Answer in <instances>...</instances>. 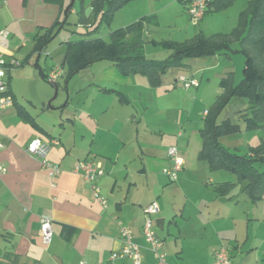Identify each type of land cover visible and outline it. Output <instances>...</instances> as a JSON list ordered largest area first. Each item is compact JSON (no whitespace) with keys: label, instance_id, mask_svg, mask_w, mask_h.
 Wrapping results in <instances>:
<instances>
[{"label":"crops","instance_id":"obj_1","mask_svg":"<svg viewBox=\"0 0 264 264\" xmlns=\"http://www.w3.org/2000/svg\"><path fill=\"white\" fill-rule=\"evenodd\" d=\"M64 5L65 0H0V31H8L7 45L0 44V53L22 62L27 58L24 64L33 60L39 76L40 69L46 73L61 66L64 54L60 64H48L47 52L43 58L44 66L39 64V59L59 28L64 26H52L64 16ZM246 8L247 1L241 12ZM243 23L244 20L239 21L235 30L244 29ZM46 27H53L52 39L42 51H35L34 36ZM79 27L82 29L83 26ZM65 41H61L64 53ZM189 58L192 57L185 59ZM104 70L115 78H101L100 74L99 78L84 79L75 88L73 96L82 95V106L79 104L70 110L67 101L58 112L57 105L52 103L41 107V111L49 112L47 121H39L32 110L18 100L11 86L9 71V92L13 104L0 110V139L3 142L0 163L7 168L0 176V264H77L80 259L103 262L110 252L121 247V225L133 232L141 249V264H157L141 233L144 208L152 201L159 203V212L154 215V230L159 237L160 248L167 254L166 264H211L213 250L220 246L228 247L234 264V253L242 250L245 244L240 245L237 239L235 207L225 210L216 203L220 196L228 198L235 182L214 181L209 171L217 170H211L208 161L199 158L203 144L200 129L208 114H204L205 110L208 111L206 107L201 113L199 127L189 113L184 116L181 108L173 109L167 103L158 109L157 117L151 122L146 120L142 125V117L131 110L133 102L141 99L140 87L151 88L155 97H160L161 75L159 83L151 84L145 78L147 84H144L139 78H130L131 74H121L111 61ZM117 75L126 78H116ZM60 76H64L63 68ZM188 76L196 78L194 72ZM58 77L50 82L55 88ZM70 79L63 78L65 84ZM196 79L199 84L189 87L196 89L192 94L193 101L199 100L205 106L208 98L215 100L222 92L220 85L213 91H207L206 85L201 89V81ZM121 83L138 84L135 85L138 87L137 99L116 87ZM178 84L181 85L176 78L172 87ZM88 88L94 90L87 92ZM180 93V98H191L184 91ZM29 101L37 108L31 99ZM242 106L240 104V108ZM181 125L183 131L180 130ZM33 138L55 141L47 155L61 168L54 180L34 156L25 152L24 147ZM171 145L178 147L183 158V168L175 181H169L162 172V168L170 164L167 151ZM90 158L98 161L103 170L97 183L107 199L105 206L94 199L89 183L81 174L73 171L78 160ZM201 161L206 163L207 170ZM236 176L242 182L243 191L245 181ZM204 178H208L206 183L209 186H202ZM224 182L232 185L221 191L219 187ZM196 186L198 197L190 199L191 204L181 206L182 200L189 198L188 188ZM172 191L174 194L171 196ZM175 194L178 195L176 201ZM177 212L178 219L175 218ZM43 216L52 220L54 233L49 245L42 244L39 235L40 218ZM64 226L73 229L69 237L63 233ZM122 262L133 264L129 259Z\"/></svg>","mask_w":264,"mask_h":264},{"label":"rangeland","instance_id":"obj_2","mask_svg":"<svg viewBox=\"0 0 264 264\" xmlns=\"http://www.w3.org/2000/svg\"><path fill=\"white\" fill-rule=\"evenodd\" d=\"M71 1H73L70 7L71 11L66 14L67 22L63 27L59 28L58 34L49 42L46 48L47 50H44V53L40 56L39 64L41 66L45 65L43 61L45 52L48 54V64L53 62L60 64L64 54V47L61 41L68 39L73 40L80 37L82 29L79 26L82 25V23L79 21V12L83 11L85 16H88L92 0H65L64 9ZM246 1L247 0H236L232 5L207 13L197 24H193L189 20L184 5L180 0H130L114 11L109 25L102 24L98 28L96 35L103 39H108V33L111 30L125 26L137 20L142 15L155 14V20L151 21L147 26V37L144 42L145 55L149 58L163 59L167 57L171 49L169 47L170 43L174 41H184L200 31L206 34H225L228 42L232 43L231 46L236 49L234 52L231 51L229 55L226 53H216L205 56H195L185 59V62H187L186 64L168 67L161 74L162 85L159 87L161 95L158 98L155 97V93L151 88L140 87L141 99L140 101L133 100L134 107H132L131 110L133 109L138 117H142V125L146 124V120L151 122L157 117L156 113L160 111L158 109L163 103L172 105L173 109L181 108L184 116L189 113L197 127L202 123L201 113L203 108L206 107L207 110H212V103L214 102L213 97L208 98L205 101V106H203L199 100L193 101L192 94H194L196 89L184 88L180 84L175 88L172 87V83L180 75L188 76V74L194 72L195 77L201 81V89L202 86L206 85L207 91H213L215 87L219 88V81L227 70L233 71V82L237 83L241 79L245 57L238 51L239 44L230 33L237 29L239 21L243 19L242 16L246 13V9L244 12L241 11L246 7ZM18 56H20V53L17 57ZM32 62L14 67L10 70L11 86L18 100L26 107L30 108L39 121H47V119H50L49 112L41 111L40 109L50 103L57 105V112L60 108H63L62 106L67 103V101L68 104L70 103V110H74L75 106L79 104L82 106V95H78L81 98L80 101H78V96L74 97L73 95L76 93L74 91L75 88L81 85V83L85 81L84 79L99 78L100 74H102L101 78H115L108 75L109 73L104 70L106 66L110 64V61L108 59H102L94 61L72 74L69 77L71 79L68 81L69 83L67 82L68 84H65L63 80V78H65L64 76L58 77L59 80L55 88L51 85L49 80L43 79L37 74L36 68ZM129 76L130 78H139L143 80V82H145V78H147L141 74H131ZM116 78L126 77L118 76ZM4 79H8L10 83L9 74H7ZM134 80L135 83H138L137 79ZM144 84L147 83L145 82ZM135 85L138 84L127 85L121 83L118 84V86L116 85V87L131 95L133 94L135 98V95L137 96V94H135L137 92L136 89L138 88ZM174 89H176V91H172ZM91 90L93 91L94 88H88L87 92H91ZM180 91L189 94L191 98H180ZM29 99L36 104L37 108L33 106ZM86 100L88 99H85V101ZM85 103L86 105L90 104V102ZM238 108L237 99L233 98L217 115V121L229 117L232 122L239 125V128L231 133H219L216 139L228 150L236 151L240 155H247L255 145L264 141V128H247L241 116L236 112ZM184 116L183 121L185 120ZM182 125L180 126L181 131H183ZM200 164H203L204 168L207 170L205 162L201 161ZM256 165L260 168H264V164L256 163ZM209 176L214 181L230 180L235 182L228 198L226 196H220L216 203L225 210L226 208L235 207V217L237 219L236 231L239 235L237 239L240 245L243 243L245 244L242 250L234 253V264H264V194L261 200L254 203L243 193L242 182L238 180L236 174L227 170H217L209 171ZM207 180L208 178L203 179L202 186H209V184L206 183ZM197 187L198 186L188 188L187 196L189 198L186 201L183 199L180 204L181 206H184L185 203L191 204V202H189L190 199H196L198 197L197 193L199 189ZM173 194V191L170 192L171 196ZM174 197L176 201L178 195L175 194ZM177 213L175 218L177 217L178 219L179 212ZM152 218L153 221H155L154 216H152ZM158 233L160 234V232ZM230 239L233 241V236H231Z\"/></svg>","mask_w":264,"mask_h":264},{"label":"trees","instance_id":"obj_3","mask_svg":"<svg viewBox=\"0 0 264 264\" xmlns=\"http://www.w3.org/2000/svg\"><path fill=\"white\" fill-rule=\"evenodd\" d=\"M128 1L130 0H92L88 16L83 11L79 12V21L83 26L80 37L65 41L61 64L65 78L94 61L108 59L121 74L141 73L151 84H157L160 75L168 67L185 64V58L234 51L225 34H206L200 31L184 41L170 43L171 52L167 57L148 58L145 55L144 42L147 26L155 20V14L143 15L125 26L111 30L108 39L97 36L98 28L102 24L109 25L114 11ZM233 1L235 0H209L204 15L225 8ZM246 13L241 19L245 22L242 24L245 25L244 29L231 33L239 44L238 51L245 57L243 75L237 83L232 81V71L221 77L219 85L222 92L212 103V110L207 111V117L200 129L203 144L199 158L207 160L211 170L223 169L236 173L239 179L245 181L243 191L256 202L264 194V168L256 165L264 164V141L255 145L249 154L240 155L236 151L228 150L216 139L219 133H231L239 128L229 117L217 121V115L233 98L237 99L239 108L240 104L243 105L236 112L247 128H264V0H247ZM66 17L67 15L58 18L52 26H63L67 22ZM52 30L53 27L42 28L34 36L35 51L44 49L52 39ZM26 60L27 58L22 65ZM39 73L47 80L42 69ZM230 185V182H224L219 188L224 191ZM72 232L71 227H63L66 237Z\"/></svg>","mask_w":264,"mask_h":264},{"label":"built area","instance_id":"obj_4","mask_svg":"<svg viewBox=\"0 0 264 264\" xmlns=\"http://www.w3.org/2000/svg\"><path fill=\"white\" fill-rule=\"evenodd\" d=\"M184 8L188 14L189 20L193 24H197L204 15L207 3L209 0H182ZM8 31L2 29L0 31V44L7 45ZM22 65V61L10 57L6 58L0 53V110L5 109L13 104L12 96L9 92V81L4 79L9 71ZM62 71L61 66H56L46 72L47 80L54 82ZM177 80L184 88L197 86L199 81L196 78L180 75ZM207 111H204L206 114ZM55 141L45 142L40 138H33L24 147L27 154L34 156L44 168L48 176L54 180L61 172L58 164L53 163L48 158V152L51 145ZM3 147V142L0 139V149ZM170 164L162 168L163 174L169 181H175L183 168V158L176 145H171L167 151ZM6 166L0 163V176L6 172ZM73 171L81 174V176L89 183L94 199L101 205L105 206L107 203L106 197L101 193L100 187L97 183L102 176L103 170L101 165L95 159L78 160L74 166ZM55 186V182H52ZM159 212V205L157 201L150 202L144 208V219L141 225V233L148 244V248L153 254L157 264H166V253L160 248V240L154 230V221L152 216ZM39 235L41 242L44 245H49L53 237L52 220L49 217L43 216L40 218ZM119 239L121 241L120 249L110 252L107 259L103 262H89L86 259H80L77 264H123L125 259L131 260L133 264H141L142 253L139 244L134 240L133 232L125 225H121L119 229ZM211 264H232L230 250L226 246H220L213 250V257Z\"/></svg>","mask_w":264,"mask_h":264},{"label":"water","instance_id":"obj_5","mask_svg":"<svg viewBox=\"0 0 264 264\" xmlns=\"http://www.w3.org/2000/svg\"><path fill=\"white\" fill-rule=\"evenodd\" d=\"M72 3H73V1H71V2L69 3V5L64 9V11H63L64 15L67 14V11H68V9L72 6ZM156 222H157V220H156Z\"/></svg>","mask_w":264,"mask_h":264}]
</instances>
